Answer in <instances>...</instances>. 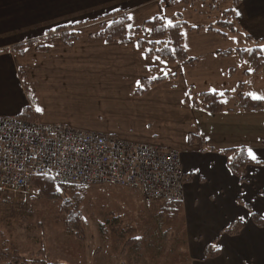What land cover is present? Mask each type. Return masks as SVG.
<instances>
[{
	"label": "crops",
	"instance_id": "crops-1",
	"mask_svg": "<svg viewBox=\"0 0 264 264\" xmlns=\"http://www.w3.org/2000/svg\"><path fill=\"white\" fill-rule=\"evenodd\" d=\"M171 1L0 0V116H20L31 103V117L45 123L177 150L187 174L182 207L193 264H264V111H242L235 98H228L233 110L222 104L217 113L191 103L196 94L232 92L239 83L251 97L264 96V75L252 74L237 56L218 54L239 47L244 35L264 40V0L236 5L232 0ZM115 11L127 16V43L93 37L100 24L91 21ZM230 12L233 18L226 20L223 14ZM157 15L167 24H182L183 49L197 60L194 67L155 62L138 46L144 36L131 30ZM81 22L91 23L80 27L70 44L55 37L47 51L40 44L27 45L22 54L9 51L56 27ZM223 23L234 30L225 37L204 31ZM172 75L137 94L142 79ZM190 134L201 138L202 149L189 142ZM235 147L247 153L251 148L252 160L260 162L246 167L244 180L228 166L231 153L225 150ZM251 212L263 226L253 222ZM235 219L242 222L237 235L221 232ZM213 245L219 252L206 257V248Z\"/></svg>",
	"mask_w": 264,
	"mask_h": 264
},
{
	"label": "rangeland",
	"instance_id": "rangeland-1",
	"mask_svg": "<svg viewBox=\"0 0 264 264\" xmlns=\"http://www.w3.org/2000/svg\"><path fill=\"white\" fill-rule=\"evenodd\" d=\"M238 45L251 47L252 41L243 39ZM233 102L223 99L222 104L229 107ZM46 182L43 193L33 189L34 197L26 205L8 193H0V239L18 248L22 256L29 259L44 247L52 259L63 263L127 264L131 248L119 250L134 236L138 251L140 248L145 256L138 262L193 264L185 208L172 214L159 212L160 203H143L136 189L102 183L86 185L74 209L70 185Z\"/></svg>",
	"mask_w": 264,
	"mask_h": 264
},
{
	"label": "built area",
	"instance_id": "built-area-1",
	"mask_svg": "<svg viewBox=\"0 0 264 264\" xmlns=\"http://www.w3.org/2000/svg\"><path fill=\"white\" fill-rule=\"evenodd\" d=\"M37 178L60 185L130 186L155 202L181 201L185 190L177 150L35 118L0 116V193L26 205Z\"/></svg>",
	"mask_w": 264,
	"mask_h": 264
},
{
	"label": "trees",
	"instance_id": "trees-1",
	"mask_svg": "<svg viewBox=\"0 0 264 264\" xmlns=\"http://www.w3.org/2000/svg\"><path fill=\"white\" fill-rule=\"evenodd\" d=\"M197 1L203 0H173L170 3L173 5H192ZM234 5H236L239 0H232ZM226 20L233 18V14L225 13L223 14ZM91 22H98L100 24V30L93 35V37L103 39L107 43H127L130 40V36L127 35V25L128 19L125 13L115 11L104 16H101ZM91 22H81L66 26L56 27L54 30L48 31L47 34L37 40L27 41L25 43L13 45L9 48V51L22 54L24 48L27 45L40 44L38 47L42 51H47V43L52 38H59L63 42L70 44L75 41L78 37L79 28L91 23ZM218 26H208L204 28V31H212L218 33L219 35L225 37L226 31L232 32L233 27L229 24H219ZM182 24H167L161 15L155 16L153 19L145 22L141 27L132 29L131 31L136 34H142L144 37L137 41L138 46L144 50L145 55L151 58L155 62L160 61H176L181 66L194 67L197 64V60L189 57L182 45ZM225 29V32L222 30ZM244 38L252 41L251 47H234L227 50H221L218 54L222 57L237 56L240 60L245 61L251 69L252 74H262L264 75V40H253L249 35H244ZM22 77L23 84L28 92L29 99L31 101V92L29 85L26 81L25 74L22 69L19 70ZM173 78L172 76L166 77H156V78H144L140 81V86L137 91L138 95L145 94L152 86L163 82L165 79ZM243 83H239L236 89L232 92H203L193 96L191 103L197 107H200L208 112L217 113L223 109L222 101L223 99L235 98L236 103L234 104L238 109L242 111H264V99H257L251 97L243 91ZM190 91V90H189ZM192 93V92H191ZM31 104V103H30ZM27 105L20 116L32 118L31 115V105ZM233 105V107H234ZM232 105L228 107V110H233ZM189 142H196L202 149V140L199 136L190 134L188 138ZM225 151L230 152L228 166L233 174L244 180L245 169L248 165L259 164L260 162L253 161L244 147L229 148ZM185 183L187 182V174L184 173ZM45 179H35L33 180V189L41 194L44 192L45 184L47 183ZM50 181V180H49ZM86 185H70L72 187L71 201L72 208L77 207L81 201V194L85 189ZM139 192V191H138ZM142 197V196H141ZM67 198H65L66 200ZM144 199V198H143ZM145 200V199H144ZM183 200V198H182ZM182 200L178 202H159V207L156 211L159 212H170L171 214L175 211H179L182 207ZM145 200L143 203H147ZM150 207V206H149ZM75 209V208H74ZM252 213L253 222L258 226H263V220L255 212ZM3 219V218H2ZM2 222V220H1ZM242 228V222L239 219L231 221L226 227H224L221 232L228 235H237ZM164 233V232H163ZM105 234V233H104ZM3 232L0 230V238ZM107 240V239H106ZM108 241V240H107ZM138 238L130 237L126 239L125 243H122L119 251H125V246L130 249L128 253L127 250V264H156L157 262L149 263L138 262L137 259L145 258L143 253H140V248H137ZM219 252L218 249H212L210 246L206 248V257L214 256ZM0 262H5L7 264H68L63 263L57 259H52L49 252L44 248L36 250L35 254L31 258H26L22 256L18 248L7 246L6 240L0 239ZM159 264V263H158Z\"/></svg>",
	"mask_w": 264,
	"mask_h": 264
},
{
	"label": "snow or ice",
	"instance_id": "snow-or-ice-1",
	"mask_svg": "<svg viewBox=\"0 0 264 264\" xmlns=\"http://www.w3.org/2000/svg\"><path fill=\"white\" fill-rule=\"evenodd\" d=\"M171 21H168V24L169 25H171ZM155 78V77H154ZM251 95H253V97L254 98H257V99H264V97H260V96H256V94H251ZM37 111H41V109L40 108H37L36 109ZM248 155L251 157V159H253V160H255L256 159V155H255V153L252 151V149L251 148H249L248 149Z\"/></svg>",
	"mask_w": 264,
	"mask_h": 264
}]
</instances>
